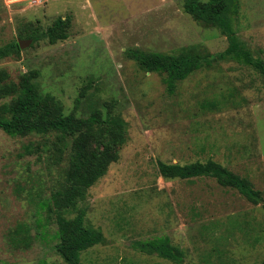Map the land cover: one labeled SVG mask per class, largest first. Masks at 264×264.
I'll return each instance as SVG.
<instances>
[{
    "label": "rangeland",
    "instance_id": "374dc122",
    "mask_svg": "<svg viewBox=\"0 0 264 264\" xmlns=\"http://www.w3.org/2000/svg\"><path fill=\"white\" fill-rule=\"evenodd\" d=\"M184 1L0 0V46L39 35L19 53L0 59L10 80L38 70L40 92L59 99L65 114L86 117L95 108L105 114L107 102H114V113L127 123L119 159L79 203L86 224L101 229L105 238L82 252L80 264H176L134 246L162 235L183 248L182 264L264 261L262 204L214 178L169 179L158 170V160L184 164L212 158L264 195L262 77L237 61L219 60L170 94L161 74L142 70L127 54L135 48L179 53L193 45L213 54L223 51L226 36L194 19ZM58 18L67 20L68 37L51 42L46 33ZM235 26L264 60V0H241ZM11 99L0 96V107ZM46 140L0 129V264H70L53 244L36 241L16 249L7 243L18 222L34 224L45 215L38 205L67 166L51 157ZM29 143L39 147L26 153Z\"/></svg>",
    "mask_w": 264,
    "mask_h": 264
},
{
    "label": "trees",
    "instance_id": "16d2710c",
    "mask_svg": "<svg viewBox=\"0 0 264 264\" xmlns=\"http://www.w3.org/2000/svg\"><path fill=\"white\" fill-rule=\"evenodd\" d=\"M184 9L197 21L219 28L227 38V47L214 54L196 45L185 47L179 53L127 50L128 56L142 70L161 74L170 94L176 92L179 82L219 60H234L248 66L264 81V60L241 39L235 26L241 12V0H185ZM66 24V19L58 18L49 27L46 34L51 42L68 37ZM31 37L34 41L39 39L36 34ZM20 49L15 41L0 46V59L19 53ZM38 76L39 71L32 69L15 82L10 80L5 69H0V96L12 98L0 107V129L10 136L38 134L46 138L51 157L59 162L66 161L67 166L50 196L38 205V209L45 210V215L39 216L34 224L18 222L7 233V243L16 249H28L36 241L53 244L51 247L66 262L78 264L83 251L105 239L101 229L86 224V211L79 203L86 199L88 189L107 173L110 164L119 159L118 147L128 139L127 123L120 114L114 113V102H107L105 114L100 108H95L86 117L78 116L75 111L65 114L59 99L40 92L36 82ZM38 147L29 143L25 145V151L31 153ZM157 166L164 178H214L220 185L237 189L250 202L262 204L264 208L261 190L247 177L212 158L184 164L158 160ZM73 212L76 214L69 216ZM38 214L42 211L38 210ZM52 224L54 230L50 228ZM134 246L176 264H182L185 258L183 248L173 244L167 235L138 240Z\"/></svg>",
    "mask_w": 264,
    "mask_h": 264
},
{
    "label": "water",
    "instance_id": "95a60500",
    "mask_svg": "<svg viewBox=\"0 0 264 264\" xmlns=\"http://www.w3.org/2000/svg\"><path fill=\"white\" fill-rule=\"evenodd\" d=\"M32 40L33 39H19L18 40L19 47L21 49L26 48L27 46H29L31 44ZM78 264H80V263H78Z\"/></svg>",
    "mask_w": 264,
    "mask_h": 264
},
{
    "label": "built area",
    "instance_id": "2783aa9c",
    "mask_svg": "<svg viewBox=\"0 0 264 264\" xmlns=\"http://www.w3.org/2000/svg\"><path fill=\"white\" fill-rule=\"evenodd\" d=\"M33 1H35L37 3H43L45 0H33Z\"/></svg>",
    "mask_w": 264,
    "mask_h": 264
}]
</instances>
